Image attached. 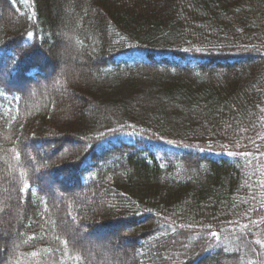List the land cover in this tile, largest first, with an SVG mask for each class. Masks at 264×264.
Returning a JSON list of instances; mask_svg holds the SVG:
<instances>
[{
    "label": "trees",
    "instance_id": "16d2710c",
    "mask_svg": "<svg viewBox=\"0 0 264 264\" xmlns=\"http://www.w3.org/2000/svg\"><path fill=\"white\" fill-rule=\"evenodd\" d=\"M0 264H264V0H0Z\"/></svg>",
    "mask_w": 264,
    "mask_h": 264
},
{
    "label": "bare ground",
    "instance_id": "6f19581e",
    "mask_svg": "<svg viewBox=\"0 0 264 264\" xmlns=\"http://www.w3.org/2000/svg\"><path fill=\"white\" fill-rule=\"evenodd\" d=\"M34 61H38V62H41V59H34ZM42 64V63H41ZM110 227V226H109ZM106 233V231H105Z\"/></svg>",
    "mask_w": 264,
    "mask_h": 264
},
{
    "label": "snow or ice",
    "instance_id": "6c2138e0",
    "mask_svg": "<svg viewBox=\"0 0 264 264\" xmlns=\"http://www.w3.org/2000/svg\"><path fill=\"white\" fill-rule=\"evenodd\" d=\"M213 235L215 236L216 234L215 233H213ZM66 243V242H65Z\"/></svg>",
    "mask_w": 264,
    "mask_h": 264
},
{
    "label": "rangeland",
    "instance_id": "374dc122",
    "mask_svg": "<svg viewBox=\"0 0 264 264\" xmlns=\"http://www.w3.org/2000/svg\"><path fill=\"white\" fill-rule=\"evenodd\" d=\"M108 245V244H107ZM109 246V245H108Z\"/></svg>",
    "mask_w": 264,
    "mask_h": 264
}]
</instances>
